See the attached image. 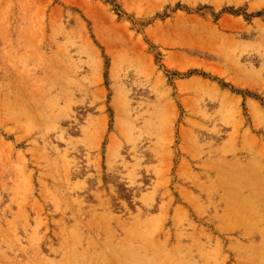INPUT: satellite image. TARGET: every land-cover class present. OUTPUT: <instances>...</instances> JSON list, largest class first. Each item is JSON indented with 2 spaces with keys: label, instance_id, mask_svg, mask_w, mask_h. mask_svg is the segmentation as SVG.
<instances>
[{
  "label": "rangeland",
  "instance_id": "rangeland-1",
  "mask_svg": "<svg viewBox=\"0 0 264 264\" xmlns=\"http://www.w3.org/2000/svg\"><path fill=\"white\" fill-rule=\"evenodd\" d=\"M0 264H264V0H0Z\"/></svg>",
  "mask_w": 264,
  "mask_h": 264
},
{
  "label": "crops",
  "instance_id": "crops-1",
  "mask_svg": "<svg viewBox=\"0 0 264 264\" xmlns=\"http://www.w3.org/2000/svg\"><path fill=\"white\" fill-rule=\"evenodd\" d=\"M212 1H218V0H212Z\"/></svg>",
  "mask_w": 264,
  "mask_h": 264
}]
</instances>
